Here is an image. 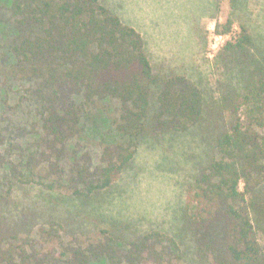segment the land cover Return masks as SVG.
Segmentation results:
<instances>
[{
	"label": "trees",
	"instance_id": "obj_1",
	"mask_svg": "<svg viewBox=\"0 0 264 264\" xmlns=\"http://www.w3.org/2000/svg\"><path fill=\"white\" fill-rule=\"evenodd\" d=\"M115 5L0 0V264H177L187 242L198 264H264L252 216L264 215V64L248 27L222 48L228 73L215 98L187 76L159 77L145 37ZM107 102L113 127L94 143L86 123ZM192 136L207 143L180 238L127 225L93 231L53 199L93 205L143 143L176 149Z\"/></svg>",
	"mask_w": 264,
	"mask_h": 264
},
{
	"label": "rangeland",
	"instance_id": "obj_2",
	"mask_svg": "<svg viewBox=\"0 0 264 264\" xmlns=\"http://www.w3.org/2000/svg\"><path fill=\"white\" fill-rule=\"evenodd\" d=\"M113 1L122 19L145 37L148 56L161 78L187 76L201 88L210 89L213 97L220 98L222 92L217 88L228 73L220 53L227 41L238 34L241 24L248 27L256 57L264 64V0H211V10L208 0ZM230 26L227 34L217 30ZM223 115L226 120L227 109ZM113 118L110 102L99 107L93 118L87 120V137L94 143L107 139ZM206 140L210 141L208 137ZM175 143L176 149L143 143L132 165L93 205L68 202L64 200L66 195L57 193H53V199L62 209L74 208L73 215L78 214V219L93 231L127 225L143 230L158 229L180 238L184 235L178 226L181 207L187 186L193 180L194 165L199 155L203 156V150L197 136ZM241 188L245 189L244 181ZM41 193L50 194L45 190ZM258 207L264 213V194ZM255 211L252 216L264 245V215L257 216ZM184 246L187 255L177 264H198L192 244L187 242Z\"/></svg>",
	"mask_w": 264,
	"mask_h": 264
}]
</instances>
